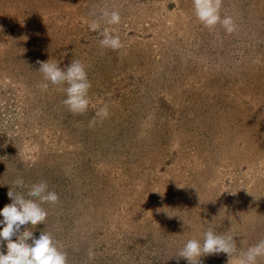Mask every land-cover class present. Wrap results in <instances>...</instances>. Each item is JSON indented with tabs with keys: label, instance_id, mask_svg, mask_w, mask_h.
Returning <instances> with one entry per match:
<instances>
[{
	"label": "rangeland",
	"instance_id": "rangeland-1",
	"mask_svg": "<svg viewBox=\"0 0 264 264\" xmlns=\"http://www.w3.org/2000/svg\"><path fill=\"white\" fill-rule=\"evenodd\" d=\"M104 8L121 50L89 30ZM220 14L236 31L204 28L192 0H0V210L18 177L47 181L59 202L22 230L50 232L67 264H188L176 254L209 227L241 250L264 239V0ZM49 58L85 65L86 113L39 87ZM100 101L110 116L89 127Z\"/></svg>",
	"mask_w": 264,
	"mask_h": 264
},
{
	"label": "clouds",
	"instance_id": "clouds-1",
	"mask_svg": "<svg viewBox=\"0 0 264 264\" xmlns=\"http://www.w3.org/2000/svg\"><path fill=\"white\" fill-rule=\"evenodd\" d=\"M223 0H192L196 19L208 30H213L220 25L226 33L231 34L237 29L233 18L225 15L221 17L220 10ZM90 15L96 17L89 24V30L96 32L99 37V46L105 49L118 51L124 45L118 35H112L109 27L102 31L101 22L106 25H119L120 13L116 10L101 9L99 14L95 11ZM2 30V29H0ZM21 40L26 41L27 36ZM7 47L0 44V48ZM39 65L37 72L43 77V83L39 85L42 90H47L49 85L64 86L60 90L66 98L62 104L73 115H82L87 112L91 103L89 90L92 87L88 79L85 65L79 60L73 59L69 65L61 69L59 64L50 58L47 61H36ZM102 106L97 108L94 117L89 121V127L96 125L97 121L103 122L110 116V103L99 102ZM16 189H21L17 191ZM26 189V191H22ZM230 195L235 192L228 191ZM7 196L11 203L0 210V264H67V253L62 250L50 232L41 231L39 237L27 226L33 228L45 224L48 212L43 205H55L59 202L56 192L50 191L47 181L26 184L22 177L13 181L9 187ZM171 218V217H169ZM230 231V230H229ZM15 238V239H13ZM6 247V251H5ZM226 254L228 264H258L264 259V239L249 246L246 250L238 249L237 242L230 234H217L211 227L203 232V241L189 239L179 249L175 257L185 259L188 264H201V257Z\"/></svg>",
	"mask_w": 264,
	"mask_h": 264
}]
</instances>
